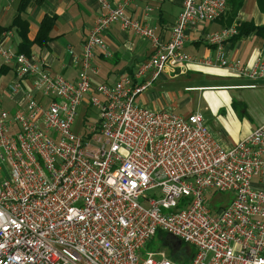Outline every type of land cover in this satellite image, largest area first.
<instances>
[{
  "label": "built area",
  "instance_id": "2783aa9c",
  "mask_svg": "<svg viewBox=\"0 0 264 264\" xmlns=\"http://www.w3.org/2000/svg\"><path fill=\"white\" fill-rule=\"evenodd\" d=\"M136 1H100L76 80L0 40V60L17 72L10 95L24 98L14 112L0 102V264H264V123L226 147L203 114L139 101L166 69L184 72L188 62L262 78L264 55L251 64L227 56L237 23L208 34L214 59L184 51L187 29L223 17L229 0H184L168 41L128 15ZM115 22L154 52L132 74L94 84L92 60L98 50L111 55L104 33ZM86 100L97 116L80 133L74 127ZM213 190L232 196L211 205ZM159 231L193 246L189 263L148 250Z\"/></svg>",
  "mask_w": 264,
  "mask_h": 264
},
{
  "label": "crops",
  "instance_id": "0c3cea01",
  "mask_svg": "<svg viewBox=\"0 0 264 264\" xmlns=\"http://www.w3.org/2000/svg\"><path fill=\"white\" fill-rule=\"evenodd\" d=\"M100 1L42 0L31 4L22 14L29 21L31 40L36 37L46 15L55 17V24L50 32L51 39L44 45L34 43L31 47L29 54L33 55V62L41 64L51 73L62 74L69 80L80 78L83 69L78 58L102 10ZM110 1L117 3L123 0ZM183 2L184 0H138L128 6L127 13L134 19L155 26L161 40L168 41L172 27L182 11ZM19 3L20 0H0V40L4 46H11L16 51L21 43V36L14 26V20L19 14ZM225 15L222 19L189 27L184 51L197 59H214L216 46L208 42L207 36L210 32L228 26ZM237 19L264 25V13L259 9L257 0H246ZM104 38L111 55L106 56L100 50L96 52L92 65L97 71L90 73L94 84H112L121 74H132L154 52L151 41L134 30H124L120 22L113 23L104 33ZM224 50L229 58H239L244 63L251 64L258 56L264 55V35L256 32L243 34L228 40ZM198 73L211 76L217 82L190 84L189 80L195 79L192 77L198 76ZM16 77L13 65L0 60V102L11 112L20 108L24 102L22 93L15 98L10 95V86ZM181 79L185 81L184 90L180 89ZM232 79L233 82H228ZM24 84L31 88V78H26ZM191 92H201V98L206 97L205 108L209 111L206 124L226 147L234 145L264 123V77L251 79L220 66L199 62L186 63L184 72L173 73V69H166L161 78L140 95L139 101L155 109H176L177 106L185 108L195 99V94L191 95ZM88 98L89 96L86 99ZM87 100L79 107L74 127L77 132L81 131L85 118L97 116L96 110L88 105ZM191 113L194 112L182 115Z\"/></svg>",
  "mask_w": 264,
  "mask_h": 264
},
{
  "label": "trees",
  "instance_id": "16d2710c",
  "mask_svg": "<svg viewBox=\"0 0 264 264\" xmlns=\"http://www.w3.org/2000/svg\"><path fill=\"white\" fill-rule=\"evenodd\" d=\"M41 1L42 0H20L19 14L14 20V26L18 29V33L21 36V43L19 44L18 52L29 54L32 51L31 47L34 43L44 45L51 39L50 32L55 24V17L46 15L43 18L39 31L33 40H31L29 37V21L22 17L23 12L26 11L31 4ZM245 1L246 0H229V8L226 12L227 25L230 26L234 23H237L239 29L238 34L232 37L230 40L240 37L243 34H249L250 32H256L258 34L264 35V25H256L253 21H241L237 19L241 9L245 4ZM257 4L261 12L264 13V0H257ZM174 239L175 238L171 236L170 239L165 243L169 257L174 260L189 263L191 258L189 259V257H183L181 254H179V249H177V247H175L173 244ZM176 240V244H178L179 239ZM183 244L184 243L182 242L180 246H183ZM192 250L194 254L195 249L193 248Z\"/></svg>",
  "mask_w": 264,
  "mask_h": 264
},
{
  "label": "rangeland",
  "instance_id": "374dc122",
  "mask_svg": "<svg viewBox=\"0 0 264 264\" xmlns=\"http://www.w3.org/2000/svg\"><path fill=\"white\" fill-rule=\"evenodd\" d=\"M161 78V77H160ZM159 78V79H160ZM192 80H189L190 84H194V83H214L217 82V80H214V78H212L211 76H208L206 74H202V73H198V76H193ZM158 79V80H159ZM234 80H228V82H233ZM180 84L181 87L180 89L184 90V86H185V81H183V79L180 80ZM155 84V83H154ZM195 94V99L188 103L185 108H182L180 106H177L176 109H170V108H165L168 110H173L177 113H185V112H199L201 114L204 115L205 120H207V117L209 116V111L208 109L205 108V103H204V99H206V97H204V99L201 98V96L199 95L200 93H195V92H191V95ZM236 93H238V91H236ZM7 102V101H6ZM94 116H88L87 118H85L84 120V124L82 126L81 131H79L80 133H85L87 131V123L86 122H93L94 121ZM80 122V121H79ZM206 122V121H205ZM147 194L149 195V197H155L154 196V190L148 191ZM208 203L211 205H215V204H226L232 194L229 192H219L217 190H213L210 191L208 194ZM140 202L143 203V205H146V202L143 199H140ZM170 235L168 232L166 231H159L155 237L153 238V240L150 242L149 246H148V250H157L158 248H164L167 250V247L165 245L166 241L170 239ZM177 243V240L174 239V246L177 247V249H179V254H181L183 257H189V259L192 257L193 255V246L190 245L189 243L184 242L183 246H180ZM180 255V256H181Z\"/></svg>",
  "mask_w": 264,
  "mask_h": 264
},
{
  "label": "water",
  "instance_id": "95a60500",
  "mask_svg": "<svg viewBox=\"0 0 264 264\" xmlns=\"http://www.w3.org/2000/svg\"><path fill=\"white\" fill-rule=\"evenodd\" d=\"M178 244L181 245V241L180 240L178 241Z\"/></svg>",
  "mask_w": 264,
  "mask_h": 264
}]
</instances>
